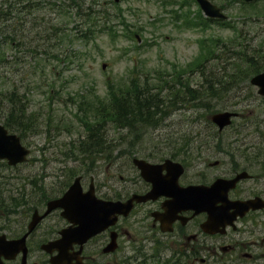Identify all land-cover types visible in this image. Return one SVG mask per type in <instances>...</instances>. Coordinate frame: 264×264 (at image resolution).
I'll return each mask as SVG.
<instances>
[{
  "label": "rangeland",
  "instance_id": "rangeland-1",
  "mask_svg": "<svg viewBox=\"0 0 264 264\" xmlns=\"http://www.w3.org/2000/svg\"><path fill=\"white\" fill-rule=\"evenodd\" d=\"M99 1L101 8L109 13L115 33L105 32V28L98 25L91 33L89 43H84V39L71 38L73 24L68 13V5H72L70 0H40L36 19L46 22L44 27L49 30V34L45 33L47 37L43 35L42 38L35 37L27 41L28 36L19 34L18 41L22 42L24 38L25 45L17 46L12 44L9 34L0 33L2 40L8 36V40H1L0 47V114L9 111L7 95L17 94L18 98H27L28 111L35 115L24 133L16 132L23 144L31 149L28 162L10 167L0 161V233L19 236L20 229H24L30 220L36 207L34 204L42 198L39 196L41 193L43 196L58 197L77 176L87 174L90 168L102 167L101 170H105L109 161L104 160V157L111 152L113 157H118V175L127 177L133 169L134 157L151 162L176 157L174 160L184 159L188 164L192 157H198V152H201L203 159L201 162L199 160L198 171L210 168L213 172H221V169L209 165L223 159V151L233 152L240 148L248 151L247 148L252 147L264 151V97L250 84V79L243 80L235 76L232 65L226 71L224 65L234 62V59H228L233 55H226L223 50L217 49L207 70L218 67L221 74L229 72L236 79L233 81L234 86L230 85L221 99H209L206 102H189L186 99L185 102L179 100L178 103H172L174 99L169 97V87L160 93L166 106H161L165 120L160 127L133 129L129 133L115 132V128L108 125L109 131L105 130V134L110 132L106 138L111 142L106 144L110 152H105V156L79 154V141L86 140L87 134L80 121L83 115L80 104L85 102L81 95L87 98L85 104L88 101H106L110 98L111 90L126 89L133 80H148L153 92H157L154 88L157 84L165 86L167 83H159L161 77L164 81H170V86L175 85L176 81L172 77L183 71L186 72L181 77L183 84L198 89L202 76H199L197 69L190 74V66L202 55V40L208 44L214 41V50L218 39L230 44L237 33L244 45L251 41L256 45L264 38V1L255 3L254 9L245 11L242 5L244 0H212L229 15V21L235 25L236 31L231 26L223 27L217 23L194 27L187 23L185 16H175L173 11L181 9H178L177 4L187 3L188 0ZM8 2L1 1L0 10ZM198 9V5H191L181 10L182 14L195 17L200 14ZM255 12L261 13L260 17L252 15ZM136 36H139L140 42ZM218 54H223L220 56L223 62ZM103 65H106L105 69ZM179 88L177 84L176 89ZM208 107L213 110L206 112ZM226 110L241 114L234 121L233 128L239 132L236 135L245 137L242 142H230L233 133L228 132L223 133L219 141L215 140L211 135L213 129L205 124L207 116ZM3 122L0 119V123ZM192 125L196 132L204 131L209 135L202 136L200 143L195 133L189 151L181 152L185 136ZM201 145L202 149L197 150ZM203 162L206 163L202 165ZM89 183L90 175L84 185L88 186ZM121 183L118 176L119 188ZM14 198L21 202L15 209L12 206ZM35 247L32 243V248ZM117 258L126 264L162 262L148 259L145 255L123 253H118Z\"/></svg>",
  "mask_w": 264,
  "mask_h": 264
},
{
  "label": "flooded vegetation",
  "instance_id": "flooded-vegetation-1",
  "mask_svg": "<svg viewBox=\"0 0 264 264\" xmlns=\"http://www.w3.org/2000/svg\"><path fill=\"white\" fill-rule=\"evenodd\" d=\"M225 132L233 133L231 139L227 135L230 142L245 139L235 135L239 132L233 126ZM247 149L224 151L223 159L210 163L209 167L221 169V172H213L210 168L198 171L197 166L201 162L198 157L191 158L190 167L182 163L185 172L178 184L192 188L190 206L174 202L170 191L175 189V181L173 172L167 168L151 169L144 176L136 168L127 177L118 175L120 170L116 162L107 167L104 174L96 169L89 185H83V194L94 183L97 196L103 200L128 201L135 195L146 196L154 184L167 187L165 191L170 195L135 201L127 217H120L115 225L82 247L79 256L82 264H126L125 261L119 262L118 253L145 255L148 259L167 264H264V151H257L255 147ZM118 176L122 182L120 188ZM218 179L236 182L226 196V190L220 188L217 198L213 192H208V199L199 203L194 195L198 194V186L211 187ZM46 209L47 202L44 210L39 211L44 213ZM61 212L58 209L48 214L28 238V247L32 243L38 246V249L29 248L28 264H50L51 258L61 253L75 258L80 250L76 244L63 251L55 249L51 254L42 250L43 245L61 238L62 231L71 225ZM113 234L118 237V246L114 252L105 253ZM20 261L18 256L7 263L20 264Z\"/></svg>",
  "mask_w": 264,
  "mask_h": 264
},
{
  "label": "trees",
  "instance_id": "trees-1",
  "mask_svg": "<svg viewBox=\"0 0 264 264\" xmlns=\"http://www.w3.org/2000/svg\"><path fill=\"white\" fill-rule=\"evenodd\" d=\"M72 5H68V13L73 24L70 29L71 38L81 39V38H92V32L94 28L98 25H102L103 28L112 27L109 21V13L101 8V2L99 0H70ZM40 0H10L6 4L5 9L0 10V27L5 30L6 34H11V41L17 46L25 45V40L17 41L18 35L28 36V40L34 39L36 36L44 34L47 31V27H44L46 22H40L36 19L37 12L40 9ZM255 3L247 5L243 4L245 11L254 9ZM252 15L255 17H260L261 13L255 12ZM250 17V16H248ZM198 24L203 27H207L209 23L202 21L201 13L198 14ZM252 18V17H250ZM57 32V29L55 30ZM35 33L33 36L32 34ZM231 41V43H224L220 39L217 40L216 49H212L214 41L211 44L206 43V41H201V51L202 55L190 66V74L192 70L197 69L199 76H202V81L198 84V89L191 88L190 84L184 85L181 77L186 72H181L183 74H178L173 76L175 85H171L170 81H164V78L159 79L160 82H167L165 86L157 84L155 90L151 88L148 80L144 82L133 80L131 85L127 86L126 89H119L118 91H111V96L106 101H88L85 104L87 98L81 95L85 102L80 104V108L83 111V115L80 117V121L83 123L84 128L87 132L86 140L79 141L81 146H79V154L87 155L88 157L92 154H102L108 151L106 144H110L106 139L110 136V132L105 134L109 129L108 125H112L116 131L120 132H133V129H143L153 127L157 129L165 120V115H163V109L161 106H166L163 104L160 93L169 88L170 99H174L172 103L185 102L188 99L189 102L193 101H207L209 99H221L224 92L230 85L234 86L235 81L234 75L240 79L248 80L250 77L257 75L264 71V38L260 39L256 45L254 41L249 42V44L244 45V41L241 36L238 35ZM8 37V36H6ZM42 38V37H41ZM219 47V48H218ZM208 49V50H207ZM217 49L223 50L227 54H232L233 56L228 59H234V62H228L224 65L226 71L232 65L233 74L226 72L225 75L221 74L218 67L214 70H207L210 62L214 60ZM34 51H36L34 49ZM220 57L223 54H218ZM2 56H0V61ZM226 62L228 60H225ZM221 62H223L221 60ZM196 73V70L194 71ZM244 76V77H243ZM179 85V90L176 89V85ZM160 86V87H157ZM6 99L10 104L9 111L1 115L0 119L3 120V124L11 131L24 133L25 130L30 125L33 117V113H29L28 107L26 105L27 98L22 96L17 97V94H12L10 97L7 95ZM86 106V107H84ZM0 108H1V98H0ZM213 108H206V112H210ZM1 112V109H0ZM92 116L93 118H91ZM168 117V115H167ZM209 116H207L208 118ZM208 120L205 124L211 126ZM114 132V133H115ZM196 133V138L199 137V142L202 136L209 135L205 134L203 131H195L192 125L187 132L186 140L181 146V152L189 151V146L192 139ZM217 136L218 133L213 130L212 134ZM216 140V139H215ZM201 143V142H200ZM199 146L197 149L201 148ZM192 150V148H191ZM105 160L111 161V153L107 154ZM93 164V161L92 163ZM21 202L17 199H13L12 206L15 209L19 206Z\"/></svg>",
  "mask_w": 264,
  "mask_h": 264
},
{
  "label": "water",
  "instance_id": "water-1",
  "mask_svg": "<svg viewBox=\"0 0 264 264\" xmlns=\"http://www.w3.org/2000/svg\"><path fill=\"white\" fill-rule=\"evenodd\" d=\"M246 1L253 2L256 0ZM197 2L200 4V7L208 17L213 19H227V16L223 14L221 9L214 5L211 1L197 0ZM251 84L259 87V94L264 96V72L253 77L251 79ZM234 115L235 114L230 112L216 113L212 115L211 120L219 127V130L222 131L225 127L232 123V117ZM29 153L30 151L21 144L20 137L9 134L8 130L0 124V160H7L9 165L16 166L25 162ZM133 162L141 170L142 175H145L150 168L156 167L155 165H151L142 159H134ZM169 165L180 167L178 173L174 175V180L176 181L179 178L181 171H183V167L181 164L173 163L170 160H167L161 167H166ZM227 184L228 181L222 179L218 180L212 186L214 187L213 189L209 188L211 190L210 192L220 187L228 190L229 187ZM197 189L198 194L194 193V195L197 197V201L199 203H201V200L208 199V188L205 187L204 191H202L203 187H198ZM81 191V177H78L63 197L48 203V210L42 217L39 216L38 211L34 213L32 221L28 227L29 231L24 237L19 240L7 241L6 236H0V264H3L2 256H5L6 258H14L20 252H23V264H26V239L28 235L34 230L41 219L51 213L54 209L62 208V216L69 220L73 225L77 226L72 230L67 229L62 232L63 238L60 240L62 248L67 244L71 245L74 243L83 245L94 235L115 224L118 219V215L126 216L131 210L130 204L132 203V200H130L128 203L103 202L95 197L93 190L84 195H81ZM162 193L163 191H159L155 185L150 195L143 197V200H147L151 196L156 198L158 196L157 194ZM191 194H193L191 188L181 189V192L176 194L175 203L178 205H182L184 203V205L190 206V201L192 199ZM213 194L214 197H216L217 193L213 192ZM116 238L117 236L113 235L112 242L107 247L106 252H110L115 249ZM51 263L70 264L72 263V260L68 259L66 255L61 254L52 259ZM80 263L81 261L77 259V264Z\"/></svg>",
  "mask_w": 264,
  "mask_h": 264
}]
</instances>
